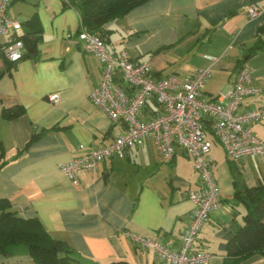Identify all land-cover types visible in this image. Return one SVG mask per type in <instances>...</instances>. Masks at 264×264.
I'll use <instances>...</instances> for the list:
<instances>
[{
	"label": "crops",
	"instance_id": "0c3cea01",
	"mask_svg": "<svg viewBox=\"0 0 264 264\" xmlns=\"http://www.w3.org/2000/svg\"><path fill=\"white\" fill-rule=\"evenodd\" d=\"M252 5L259 7L254 17L245 11ZM9 12L23 22L37 16L42 39L37 58L25 57L0 76V199L20 215L40 219L51 236L81 255L82 264H160L153 249L135 244L122 230L179 249L195 208L189 192L200 184L193 159L178 149L172 162L162 163L148 138L125 156L83 171L74 184L60 165L125 131L91 101L102 77L100 59L75 42L80 10L66 0H14ZM101 32L112 51L151 61L159 77L185 80L195 69L209 68L202 89L207 98L227 91L242 65L264 87V50L248 56L259 38L264 43V0H147L107 21ZM4 40L0 36V43ZM53 93L59 95L55 102ZM262 105L264 93L247 97L241 108ZM16 107L24 112L3 115ZM251 128L264 138V121ZM210 155L222 206L202 225L194 248L212 254L207 264H225L227 245L246 213L234 199L235 181L264 184V158L231 163L217 141ZM0 264L37 263L28 254L0 253ZM228 264H264V256L256 253Z\"/></svg>",
	"mask_w": 264,
	"mask_h": 264
},
{
	"label": "built area",
	"instance_id": "2783aa9c",
	"mask_svg": "<svg viewBox=\"0 0 264 264\" xmlns=\"http://www.w3.org/2000/svg\"><path fill=\"white\" fill-rule=\"evenodd\" d=\"M13 1L0 0V36L5 38V55L18 61L27 48L21 39L24 22L9 12ZM245 11L254 17L259 7L252 5ZM75 42L82 51L96 55L102 65L101 81L91 91V101L113 124H123L125 131L110 142L62 163L61 171L78 184L83 171L96 169L108 158L125 156L148 138L153 140L162 163L172 162L177 150L182 149L193 159L200 184L189 192L195 208L181 235V247L173 249L161 239L130 229L122 230V234L137 245L153 249L160 264H207L212 254L197 250L194 245L202 225L222 206L210 152L217 141L233 161L264 157V138L251 128L252 123L264 121V105L241 108L247 97L263 94L264 87L255 83L251 70L242 65L227 91L207 98L202 89L210 77L209 68L195 69L185 80L173 75L159 77L151 61L136 60L126 50L112 51L96 32L81 27ZM205 57L213 59L211 55ZM58 98V93L50 95L53 102Z\"/></svg>",
	"mask_w": 264,
	"mask_h": 264
},
{
	"label": "trees",
	"instance_id": "16d2710c",
	"mask_svg": "<svg viewBox=\"0 0 264 264\" xmlns=\"http://www.w3.org/2000/svg\"><path fill=\"white\" fill-rule=\"evenodd\" d=\"M146 1L66 0V3L79 8L82 27L98 33L105 39L101 28L107 21L124 16L132 8ZM21 39L27 48L23 58H37L38 43L42 39V26L37 16L24 22V34ZM4 46L5 43L1 42L0 61L3 62L4 69L0 71V76L11 70L19 61L10 60L4 53ZM261 50H264V43L259 38L249 50L248 56ZM23 112V107L9 108L3 110V115L11 118ZM35 137L34 134L27 146ZM235 186L234 199L245 206L246 213L242 224L235 229L227 245L228 258L234 261L256 253L264 256V184L248 187L237 177ZM0 253L6 256L28 254L37 264H82L81 255L66 241L51 236L40 219L20 215L6 199H0ZM229 262L226 260L225 264ZM108 264L129 263L111 261Z\"/></svg>",
	"mask_w": 264,
	"mask_h": 264
},
{
	"label": "rangeland",
	"instance_id": "374dc122",
	"mask_svg": "<svg viewBox=\"0 0 264 264\" xmlns=\"http://www.w3.org/2000/svg\"><path fill=\"white\" fill-rule=\"evenodd\" d=\"M263 158H264V157H263ZM227 159H229V161H230L231 163H233V162H234V163H238V162H239V161H238V162L233 161V160L230 159L228 156H227ZM251 159H260V157H257V158H251ZM262 173H263V177H264V170H263ZM263 180H264V179H263Z\"/></svg>",
	"mask_w": 264,
	"mask_h": 264
}]
</instances>
